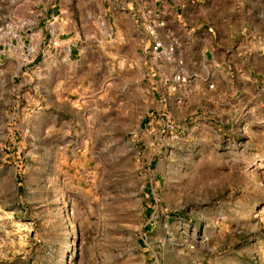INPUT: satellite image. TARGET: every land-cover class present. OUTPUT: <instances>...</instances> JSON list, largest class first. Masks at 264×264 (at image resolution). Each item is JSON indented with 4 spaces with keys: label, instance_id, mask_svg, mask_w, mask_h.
I'll list each match as a JSON object with an SVG mask.
<instances>
[{
    "label": "rangeland",
    "instance_id": "obj_1",
    "mask_svg": "<svg viewBox=\"0 0 264 264\" xmlns=\"http://www.w3.org/2000/svg\"><path fill=\"white\" fill-rule=\"evenodd\" d=\"M13 1L0 0L1 44ZM60 1L20 0L35 9L32 39L20 62H0V264H264V78L232 71L213 103L199 64L190 102L162 104L138 42L134 62L100 64L89 45L92 70L75 57L45 75L48 41L66 54L41 8L56 16ZM91 27L62 40L112 34Z\"/></svg>",
    "mask_w": 264,
    "mask_h": 264
},
{
    "label": "crops",
    "instance_id": "obj_2",
    "mask_svg": "<svg viewBox=\"0 0 264 264\" xmlns=\"http://www.w3.org/2000/svg\"><path fill=\"white\" fill-rule=\"evenodd\" d=\"M109 1L112 0H84L81 8L80 0H61L56 16L57 12H53L50 6L41 8L43 22L52 18L53 14L55 25L60 28V36L56 31L60 46L58 52L66 54L64 63H61L58 53L53 55L48 41L44 60L49 68L45 75L52 74L53 69L62 71L64 64L74 71L75 57L79 61L86 57L85 64L92 70L95 60L88 61L83 49L89 45L95 48L94 55L100 56V64L131 63L134 58L130 54L135 55V44L138 42L139 66L146 77L156 78V95L162 104H166L167 100L169 104L173 97L181 95L190 102L195 83L192 76L199 64L208 67L207 82L202 86H216L215 90L205 89L213 103L222 98L219 99L220 91L226 83L230 84L229 73L232 71L238 74L239 79L249 78L253 73L264 78V0H114L115 4L108 8ZM34 11L30 7H21L20 0L13 1L10 16L14 24L17 21V27L10 42L0 43L4 46V50H0L3 65L13 61V56L20 62V54L28 50L32 36L26 34L25 28L33 26ZM153 22L156 35L147 46L148 30ZM80 24L90 25L93 30L99 31L110 28L112 34L102 41L83 42L74 37L62 40L64 32L79 31ZM41 34L42 37L44 35L42 39L47 38L44 29ZM156 43H161V53L153 50ZM117 47L125 49L117 50ZM128 47L131 49L128 50ZM9 51L15 53L9 54ZM6 55L8 59L5 62L2 57ZM179 72L187 79L186 83L176 81ZM2 73L5 76L4 70ZM252 81L256 83L257 80ZM176 85L180 86L178 92H174ZM224 95H229V91ZM251 95L256 101L263 100L261 93Z\"/></svg>",
    "mask_w": 264,
    "mask_h": 264
},
{
    "label": "built area",
    "instance_id": "obj_3",
    "mask_svg": "<svg viewBox=\"0 0 264 264\" xmlns=\"http://www.w3.org/2000/svg\"><path fill=\"white\" fill-rule=\"evenodd\" d=\"M160 47H162V45H161L160 43H158V44L156 45V49H159Z\"/></svg>",
    "mask_w": 264,
    "mask_h": 264
}]
</instances>
